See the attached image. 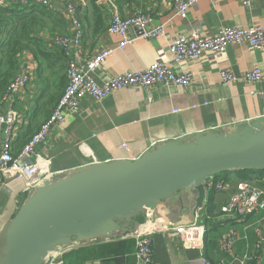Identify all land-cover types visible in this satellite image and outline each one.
<instances>
[{"label": "crops", "instance_id": "crops-1", "mask_svg": "<svg viewBox=\"0 0 264 264\" xmlns=\"http://www.w3.org/2000/svg\"><path fill=\"white\" fill-rule=\"evenodd\" d=\"M113 2L123 17L143 12L152 15L155 24L166 23L172 17L173 0ZM97 7L95 11L86 1V6L79 8L84 35L80 47L73 51L79 54L78 62L84 63L106 49L115 50L113 56L92 74L98 83L126 72L141 71L155 62L166 63L179 72H191L192 83L186 88L164 84L149 89L128 88L100 102L87 97L79 111L69 113L65 123L53 127L46 141L39 143L24 161L36 162L40 157L50 163L51 169L67 173L88 163L136 160L163 143L213 130L228 132L241 122L264 117V50L234 44L218 54H205L199 61L180 66L172 62L168 51L173 37L194 30L214 36L224 27L264 25V0H199L186 20L173 19L168 23L164 36L153 40L138 39L124 49L118 48L121 39L107 32L116 9L111 3L97 4ZM54 8H46L51 18L46 20L47 27L39 34L49 45L54 36L71 35L66 5ZM57 55L61 60L56 65L63 69L55 83L53 60H50L47 73L38 76V63L31 53H25L22 70L32 71V80L14 101L0 106V113L14 109L24 114L26 124L21 133L30 127V137L50 117L57 103L53 101L45 107L48 96L57 94L60 97L68 82L67 56L59 48ZM225 68H230L239 78L236 84L221 80L220 72ZM254 68L262 71L263 80L258 83L243 80L245 73ZM46 81L52 85L51 91ZM53 83L57 84V89ZM253 179L257 185L264 186V177L254 176ZM241 180L235 173L214 177L213 182H224V188L209 189L198 226L192 224L194 193L182 195L181 206L164 202L158 207L155 219H151L152 211L141 213L137 217L138 232L151 233L153 237L155 254L151 264H204L205 258L218 264H239L221 249V237L230 231L237 234L236 255L257 253L259 264H264V242L257 248V231H264V212L246 218L221 215V208L236 193ZM26 196L23 181L0 175V230L17 213ZM90 242L66 254L61 264H138L136 241L132 237Z\"/></svg>", "mask_w": 264, "mask_h": 264}, {"label": "water", "instance_id": "water-1", "mask_svg": "<svg viewBox=\"0 0 264 264\" xmlns=\"http://www.w3.org/2000/svg\"><path fill=\"white\" fill-rule=\"evenodd\" d=\"M237 170L264 171V117L163 143L136 160L73 169L35 187L3 226L0 264H43L57 246L132 237L141 213L155 219L161 204L181 206L184 194L196 195L198 226L208 183Z\"/></svg>", "mask_w": 264, "mask_h": 264}, {"label": "built area", "instance_id": "built-area-1", "mask_svg": "<svg viewBox=\"0 0 264 264\" xmlns=\"http://www.w3.org/2000/svg\"><path fill=\"white\" fill-rule=\"evenodd\" d=\"M199 0H173L172 17L166 23L155 24L152 15L139 12L133 16L123 17L115 6L113 0H97V4L111 3L116 9L107 27L110 35L118 36L121 40L119 49L138 39L153 40L162 37L166 33L168 23L173 19L186 20L188 14ZM65 4L70 25V36H54L51 45L59 48L68 59V82L64 92L54 107L50 117L42 123L39 130L24 145L18 155L13 154V145L17 140L19 130L26 124L24 114L11 109L6 113H0V175L4 174L16 181L24 182V193L27 195L35 187L41 186L45 181H55L65 175L64 171L51 169L49 162L39 157L36 162H30L29 158L35 147L46 141L53 127L65 123L69 113H77L82 101L90 97L100 102L111 94L133 87L149 89L157 84L176 85L188 87L193 80L189 71H176L168 64L155 62L141 71H131L111 77L100 84L93 77L105 61L112 57L115 50L106 49L84 63L78 62L79 54L73 51L81 45L84 35V24L80 18L79 8L86 6L85 0H0V7H9L13 4L23 7L35 5L55 9L57 5ZM245 5L248 1L244 2ZM1 33V27H0ZM234 44H247L253 50H264V25L257 24L247 28L224 27L214 36H205L198 31H192L185 35H176L170 40L168 51L172 55V62L176 66L182 63L199 61L205 54H218ZM33 72L22 70L10 82L3 97V103L14 101L32 80ZM224 83L236 84L239 78L230 68L220 72ZM243 80L249 83H258L263 80V73L259 68H254L245 73ZM127 148V145H123ZM97 164V163H93ZM92 165L88 163L84 166ZM68 173V172H67ZM224 182L208 183L209 189L222 190ZM264 212V186L254 182L240 181L237 191L231 196L228 203L221 208L224 217L246 218ZM259 243L264 242V231H257ZM236 233L230 231L223 234L220 240L221 249L239 264H259V255H236L234 243ZM136 241L135 256L138 264H151L154 260L153 237L151 233L137 232L132 236ZM190 240V236L187 237ZM89 242H72L69 245L57 246L55 251L49 253L43 264H61L66 254L90 245ZM204 264H213L209 259H203Z\"/></svg>", "mask_w": 264, "mask_h": 264}, {"label": "trees", "instance_id": "trees-1", "mask_svg": "<svg viewBox=\"0 0 264 264\" xmlns=\"http://www.w3.org/2000/svg\"><path fill=\"white\" fill-rule=\"evenodd\" d=\"M86 1L89 7H93L95 11L98 10L96 4L97 0ZM120 1L121 0H115L116 3H119ZM50 13L51 12L47 10L46 7L38 5L32 7H23L21 5L13 4L5 8L0 7V106L3 105V97L10 82L13 80L15 75L21 72L22 57L27 52L31 53L38 63V76H41V74L43 75L45 71L47 73V69L51 63L50 60H53V65L55 66V83L57 81V77L61 76L63 67L61 65L57 67L56 65L57 62L61 60L59 57L60 54L57 55V48L49 45L47 41L43 39V37H39L41 31L47 27L46 20L51 18ZM46 84L49 86L48 91H51L52 85H49V81H46ZM53 85L57 89V84L55 85L53 83ZM61 96L58 97L57 94L49 95L47 101L45 102V107L50 106L53 101H57L58 103ZM24 129L25 128H21L19 130L17 140L13 145V154L15 156L20 153L24 145L34 135L33 134L30 137V127L28 130H25L21 133V131ZM228 173H235L240 179H242L241 181L248 182H254V176L257 178L264 177V171L258 170H237L221 174ZM260 184L261 183H259V185ZM210 198L212 201L213 198ZM213 264H218V262H213Z\"/></svg>", "mask_w": 264, "mask_h": 264}, {"label": "bare ground", "instance_id": "bare-ground-1", "mask_svg": "<svg viewBox=\"0 0 264 264\" xmlns=\"http://www.w3.org/2000/svg\"><path fill=\"white\" fill-rule=\"evenodd\" d=\"M146 232V231H145Z\"/></svg>", "mask_w": 264, "mask_h": 264}, {"label": "rangeland", "instance_id": "rangeland-1", "mask_svg": "<svg viewBox=\"0 0 264 264\" xmlns=\"http://www.w3.org/2000/svg\"><path fill=\"white\" fill-rule=\"evenodd\" d=\"M27 197V196H26Z\"/></svg>", "mask_w": 264, "mask_h": 264}]
</instances>
